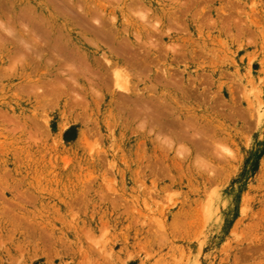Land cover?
I'll return each instance as SVG.
<instances>
[{"label":"rangeland","instance_id":"obj_1","mask_svg":"<svg viewBox=\"0 0 264 264\" xmlns=\"http://www.w3.org/2000/svg\"><path fill=\"white\" fill-rule=\"evenodd\" d=\"M0 264H264V0H0Z\"/></svg>","mask_w":264,"mask_h":264}]
</instances>
